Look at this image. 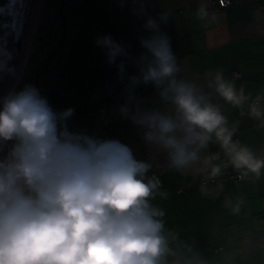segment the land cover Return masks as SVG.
<instances>
[{
	"label": "clouds",
	"instance_id": "clouds-1",
	"mask_svg": "<svg viewBox=\"0 0 264 264\" xmlns=\"http://www.w3.org/2000/svg\"><path fill=\"white\" fill-rule=\"evenodd\" d=\"M132 2L139 5L133 14L147 17L140 52L133 55L130 46L110 35L95 41L124 85L121 117L166 154L169 170L193 168L215 138L233 168L259 177L264 159L233 141L235 127L228 126L219 105L181 75L172 37L161 29L171 12L153 17L144 0ZM196 18L216 19L204 3ZM11 58L0 48V72ZM126 64L134 68L132 74ZM204 78L227 104L239 109L247 104L249 117L264 123V92L246 95L223 69L208 71ZM141 85L155 92L151 106L136 95ZM73 114V108L54 110L32 84L0 96V264H160L169 251L162 234L165 212L151 200L156 195L167 199L169 193L161 190L158 176H148L152 163L137 159L120 139L71 130ZM215 158L202 161L211 165L210 177L221 174V167L211 164Z\"/></svg>",
	"mask_w": 264,
	"mask_h": 264
},
{
	"label": "crops",
	"instance_id": "crops-1",
	"mask_svg": "<svg viewBox=\"0 0 264 264\" xmlns=\"http://www.w3.org/2000/svg\"><path fill=\"white\" fill-rule=\"evenodd\" d=\"M232 1L229 7L215 10L220 0H144L148 15L171 12L161 29L172 37L173 50L184 69L181 75L204 93H212L210 102L219 105L228 126L235 127L233 138L238 137L257 158L264 159V123L249 117L247 104L243 109L235 108L205 83L204 73L223 69L227 79H235L237 88L244 86L246 95L254 98L264 92V0ZM88 2L94 16L84 14L88 9L83 11V27L73 30L70 44L47 50V62L39 63L44 75L38 89H49L47 99L54 110L74 109L69 120L71 130H87L105 138L100 107L106 101L105 82L113 77L116 97L107 107L112 138L127 143L137 159L152 163L148 176H158L161 190L169 193L167 199L156 195L151 200L154 207L165 212L162 234L169 251L161 257L160 264H169L170 260L175 264H264V169L259 177L249 172L241 182L219 179L203 184L201 176L211 170V165L202 164L207 157H217L212 159V165L222 167L226 163L232 173H242L232 167L213 138L200 151L201 161L193 168L183 173L169 170L166 154L147 144L142 132L121 117L119 105L126 98L124 85L118 80L117 67L107 62L105 51L95 43L98 36L104 35L118 43L128 40L129 51L136 55L141 50L139 37L147 34L143 29L147 17L133 14L139 5L132 0ZM202 3L215 20L196 18ZM134 71L126 64L128 74ZM235 71L242 77H235ZM136 95L150 106L156 100L151 86L137 87ZM197 168L202 170L197 172ZM179 186L184 187L183 192L178 191Z\"/></svg>",
	"mask_w": 264,
	"mask_h": 264
},
{
	"label": "rangeland",
	"instance_id": "rangeland-1",
	"mask_svg": "<svg viewBox=\"0 0 264 264\" xmlns=\"http://www.w3.org/2000/svg\"><path fill=\"white\" fill-rule=\"evenodd\" d=\"M88 1L43 0L39 17L36 21V31H33L32 39L29 41L30 48L27 51V62L18 72V77L21 78L14 89L19 90L25 84H32L36 88L39 87L41 83L39 79L44 75V70L39 63L42 61L47 62L44 59L47 50L51 48L56 50L62 43L64 46L70 44L73 30L79 27V25L83 27L81 18L83 11L88 9L84 14L87 13L92 14L90 16H94V10ZM74 15L77 17L75 21ZM44 90L46 88L42 91Z\"/></svg>",
	"mask_w": 264,
	"mask_h": 264
},
{
	"label": "water",
	"instance_id": "water-1",
	"mask_svg": "<svg viewBox=\"0 0 264 264\" xmlns=\"http://www.w3.org/2000/svg\"><path fill=\"white\" fill-rule=\"evenodd\" d=\"M42 2L43 0H0V48L6 49L12 57L7 61L6 70L0 72V96L14 89L20 81L18 72L28 58L27 47L35 30L33 22L38 8L39 17Z\"/></svg>",
	"mask_w": 264,
	"mask_h": 264
},
{
	"label": "built area",
	"instance_id": "built-area-1",
	"mask_svg": "<svg viewBox=\"0 0 264 264\" xmlns=\"http://www.w3.org/2000/svg\"><path fill=\"white\" fill-rule=\"evenodd\" d=\"M233 4L232 0H220L219 4L215 5V10H219L220 8H227L230 5ZM259 8H255V10H258ZM122 44L128 46L129 42L127 40H124L122 42ZM233 75L237 78H241L242 74L239 71H235L233 73ZM112 86H113V77L110 76L108 77V79L105 82V91H106V101L105 103L100 107V112L101 115L103 117V123H104V128H105V138H112V134H113V127L110 124V120L107 117V107L109 102H111L115 97L116 94L112 91ZM49 89H46L44 91H40L42 95H44L45 97H47V93H48ZM209 96V100H211V94L212 93H206ZM233 141L238 142L240 145H243L241 140L238 137H234ZM218 178H225V179H232L235 181H241L244 179V176L241 173H232L229 169H228V165L226 163H224L221 167V174L216 176V177H210L209 174H204L203 176H201L200 181L203 184H207L209 182H215ZM178 191L179 192H183L184 191V187L183 186H179L178 187ZM169 264H175L172 260L167 261Z\"/></svg>",
	"mask_w": 264,
	"mask_h": 264
},
{
	"label": "bare ground",
	"instance_id": "bare-ground-1",
	"mask_svg": "<svg viewBox=\"0 0 264 264\" xmlns=\"http://www.w3.org/2000/svg\"><path fill=\"white\" fill-rule=\"evenodd\" d=\"M39 7V6H38ZM37 7V8H38ZM39 9V8H38ZM38 9H37V12H36V15H35V19H34V22H33V29H35V25H36V21H37V19H38ZM34 31V30H33ZM32 35H33V32H32ZM29 45H30V43L28 44V47H27V51L29 50ZM25 63H26V60L23 62V66L25 65ZM8 92V91H7ZM7 92H5V93H3V95L4 94H6Z\"/></svg>",
	"mask_w": 264,
	"mask_h": 264
},
{
	"label": "trees",
	"instance_id": "trees-1",
	"mask_svg": "<svg viewBox=\"0 0 264 264\" xmlns=\"http://www.w3.org/2000/svg\"><path fill=\"white\" fill-rule=\"evenodd\" d=\"M127 41H128V40H127ZM128 42H129V41H128ZM242 144H243V143H242ZM243 146H244V145H243ZM241 174H242V173H241ZM243 176H244V175H243ZM219 179H223V180H226V181H229V180H230V181H235V180H232V179H225V178H218L217 180H219ZM217 180H216V181H217ZM243 180H244V179H243ZM243 180H241V181H243ZM216 181H215V182H216ZM241 181H235V182H241ZM209 183H214V182H209ZM207 184H208V183H207Z\"/></svg>",
	"mask_w": 264,
	"mask_h": 264
}]
</instances>
